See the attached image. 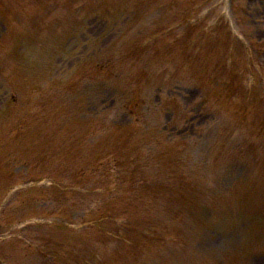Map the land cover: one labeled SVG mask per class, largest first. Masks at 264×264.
<instances>
[{
    "label": "rangeland",
    "instance_id": "1",
    "mask_svg": "<svg viewBox=\"0 0 264 264\" xmlns=\"http://www.w3.org/2000/svg\"><path fill=\"white\" fill-rule=\"evenodd\" d=\"M80 1L0 0V4L3 3L9 10L7 17L4 14L0 16V39L10 37L8 35L11 33L17 39L20 37L18 33L25 36L24 39L19 38L18 42L14 41L13 45L8 44V48L5 46L6 54L2 60L0 57V105L12 97L10 92L13 93V88L15 91L18 86L22 88L14 101L17 109L14 116L15 121L17 122L19 117H23L28 112L36 113L32 120L38 125L39 130L36 131H40V136L47 141L49 161L52 160L59 167H64L69 162V157L74 160L80 159L68 150L71 147L68 136L75 129L72 124L66 123L69 120L68 117H63V113L67 112V107L74 105L77 96L82 99L77 108V111H82L79 117L84 120L91 119L93 121L91 126H96V124V128L108 124L127 126L136 120V117L124 107L123 93L111 87L114 86L112 83H106L107 78L102 79L103 81L84 79V67H94L99 64L98 62L107 60V57L112 59L113 63L121 64L125 61L130 62L135 56L137 60L134 66L120 71L116 66L117 70L114 71L112 77L124 79V76L138 74V70L141 69L138 65L141 63H144L147 68L150 67V74L162 77V74L171 73L173 68H176V62L182 59L184 48L192 44L196 49L198 46L205 47L206 62L209 63L210 71L216 66L213 70V77L210 79L211 98L213 99L219 93L218 89L231 79L221 72V65L226 54L232 50V72L238 74V82H244L246 91L238 104L244 107L249 101L254 110L249 119L250 123L255 132L262 133L260 136L253 133L252 136L264 139V131L258 129V125L264 121V0H210L207 7L201 9L204 10L202 18L195 21L197 25H191L188 31H186V26L193 21V17L189 16L188 12L180 13L186 10L182 5H174L170 8L165 0H152L151 2L146 0V4L137 9L136 14L130 13L126 7H124L125 11L119 9L117 12L114 8L109 16L105 14L107 22L96 17L93 10H83V6L79 4ZM220 16H224L228 21L231 19V22H234L232 27H228L219 20ZM218 28L219 31H214ZM227 28L233 35L230 39H227L229 34ZM165 30L170 31L169 35L162 34ZM223 31L227 33V37L222 33ZM155 34L157 36L153 37ZM174 34H178V37ZM103 35L106 39H101ZM27 40L32 42L31 47H27L29 45ZM142 41L144 43L140 45L138 42ZM168 41L177 45L172 54L167 47V43H170ZM228 45L230 52L226 50ZM208 52L213 54L211 61L208 60ZM154 53L160 58L152 66L151 55ZM174 56L177 57L175 64L172 65L171 59ZM143 57L146 60H143ZM191 58L199 59L200 57H197L194 52ZM165 67H169L170 71L167 72ZM198 74L208 75L209 73L203 67ZM83 80H87L89 84L85 88L77 87L75 94L72 90L73 86L76 83H82ZM181 84L183 86L179 88L188 95L184 96L179 90L177 92L180 118L176 122L169 116L174 115L173 108L158 109L159 105H155L157 101L155 94L160 92L159 88L149 87L150 90L145 91V95L151 99L152 110L155 112L156 108L158 112L146 121L143 130L155 129V135H160L165 142H178L182 148L189 150L193 156L189 163L194 162V165L198 166L197 170L190 174L191 177L196 178L198 189L204 185L200 182L201 176L203 178L206 173L208 174L211 164L215 162L211 155L212 141L216 145L217 161L223 163L225 159L227 162L222 167L224 174L229 179L238 178L239 174L237 176L236 170L238 167L234 166L238 161H228L227 154L239 146L237 141L242 144L252 142L251 138L248 139L246 136L248 130L243 132V136L236 135L231 145L221 147L224 141L211 132L213 116L211 112H208L210 107L206 105L205 87L191 89L186 86L185 81ZM190 84L196 83L190 80ZM217 99H214V104L219 103L225 106L229 102L224 98ZM146 108L147 106H142V103L139 104V112ZM214 108L225 111L229 109V106L223 108L212 105V112ZM241 109L235 108L234 110L241 111ZM215 115L220 119L221 116L223 117L222 114L220 116L215 113ZM182 117L184 119L181 122ZM2 135L1 132L0 136ZM90 138L96 139L94 134ZM37 139L33 147L38 144ZM29 143L30 141L27 145ZM20 148L30 152L26 145H20ZM238 164L244 166L243 170L240 169L242 176L247 177L249 173H252L253 162L251 160L250 166L247 167L242 162ZM6 167L3 169L7 172L6 176L11 178L12 173L15 176H12L11 180L6 179L0 182V193L4 192L0 198V209L10 207L7 209V214L0 217V239L10 242L0 245V264H72L67 263V257L55 262L54 258H51V249L48 246H53L55 236L58 234L61 237L65 231L53 229V225L64 222L77 232L88 230L85 225H91V222L88 221L86 224L82 219L91 218L92 213L90 212L97 208L98 200L93 197L80 196L78 193L72 194L67 199L63 190L69 186V183L67 180L60 179L64 176L60 175L64 173V169L60 171V176L52 175L42 169L43 179L47 181L43 182L41 179L42 181L37 183L40 185L37 186L44 192L23 196L30 202L27 201L28 203L20 205L12 198L14 191L24 184L7 191L3 186L7 185L9 180V184L12 182L31 184L34 181L25 180H31L37 175L28 173L27 166L16 161L9 164L10 170ZM220 170H218L219 173H222ZM94 182L92 180L93 184ZM51 187H57L61 190L60 193L55 192L57 189L50 190ZM86 188L82 186L76 191ZM224 188L225 185L221 181L213 188V194L226 196L227 192L222 191ZM10 193H13L11 194L12 201L8 197ZM240 200V206L243 210L245 209L244 215L242 210L240 216H235L237 222L228 225L230 222L226 221L225 227L231 229L240 226L241 235L239 231L231 234L218 233L223 238L212 240L214 233L209 239L205 233H199L194 225L186 226L185 230L182 226L180 228V232L183 233V239L180 238L182 241L176 242L177 248L169 249L168 245L167 249V256L172 259L173 264H264V249L257 245V243L264 245V191L253 196L242 195ZM250 210H256L258 214L250 212V216L247 217ZM244 217L247 220L256 221L258 228H262L261 233L256 236L255 243L252 241L246 243V238H250V235L245 232L248 222ZM12 218L18 224L12 223ZM118 226L121 227L116 222L106 223L101 229L97 228V231L83 237L72 235V246L69 251H72V254L75 253L77 257L75 264H96L100 257L110 258L113 249L119 246L121 240H125V235H123L125 230ZM199 226L200 224H196V227L199 228ZM169 231L174 238H177L174 230ZM231 237H238L239 240H230ZM240 238L243 239L241 244L239 243ZM193 249H199L200 252H195ZM44 254L47 256H42ZM146 264H160V261L154 257Z\"/></svg>",
    "mask_w": 264,
    "mask_h": 264
}]
</instances>
